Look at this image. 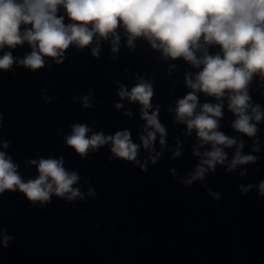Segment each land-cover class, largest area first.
Returning <instances> with one entry per match:
<instances>
[{"label": "clouds", "instance_id": "obj_1", "mask_svg": "<svg viewBox=\"0 0 264 264\" xmlns=\"http://www.w3.org/2000/svg\"><path fill=\"white\" fill-rule=\"evenodd\" d=\"M58 5L65 8L74 23L65 26L63 17L56 15ZM119 22L130 34V46L134 38L145 36L153 48H161L165 56L183 57L197 67L203 64L195 82L186 78L193 92L178 101L176 113L181 121L188 118L189 130L195 128L201 140L212 143L213 150L205 153L208 159L202 162L209 169L225 159V153L217 145L231 147L235 140L215 131L218 126L215 118L222 114L219 104H204L201 113L193 118L197 105L195 91L218 99L225 90L233 92L229 108L238 115L233 127L248 136L255 134V125L250 124L252 117L246 114L249 100L246 87L254 73L264 77V0H0V48L5 45L15 47L27 41L33 51L20 63L39 69L44 63L43 56H61L73 42L83 48L97 33L107 38L109 33L115 34ZM21 24L32 27L21 34ZM201 37L205 44L219 45L223 58L205 54L202 59H197L195 51L202 47L199 43ZM156 41L160 42L159 45ZM116 42L118 37L114 40ZM113 51L117 49L114 47ZM96 54L97 50L93 49V55ZM12 63L11 54L6 53L0 58V69H8ZM118 94L121 98L138 101L143 106L142 118L163 137L164 129L157 120V113L149 115L147 111L153 96L149 83L141 82L131 92L121 87ZM253 113L255 120L260 121L258 109H253ZM88 131L87 126H74L67 144L83 156L89 148L95 149L111 141V151L116 156L135 160L137 146L131 142L129 132H117L113 137L93 134L89 139L86 137ZM141 139L147 148L155 139V133L149 132L147 138ZM160 143H164L163 138ZM252 160V156H240L238 150L231 166ZM32 163L36 164V161ZM204 171L203 167H198L192 180L201 178ZM38 172L37 179L22 182L16 166L0 153V192L18 188L33 202L48 201L52 194L63 197L69 193V199L79 195L78 190L72 188L78 177L65 171L62 159H41ZM260 189L264 192V183L260 184Z\"/></svg>", "mask_w": 264, "mask_h": 264}]
</instances>
